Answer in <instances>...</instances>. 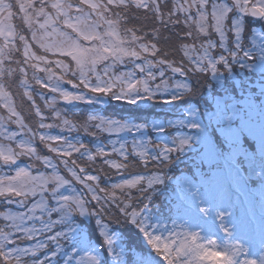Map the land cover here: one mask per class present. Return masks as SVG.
<instances>
[{
  "label": "rangeland",
  "instance_id": "obj_1",
  "mask_svg": "<svg viewBox=\"0 0 264 264\" xmlns=\"http://www.w3.org/2000/svg\"><path fill=\"white\" fill-rule=\"evenodd\" d=\"M52 2L0 0V165L10 163L9 169L12 170L10 176L0 171V187L11 186L21 191V196L37 198L29 213L6 212L2 217L9 221L6 228L11 229L10 232L34 237L64 225L57 233L72 239L77 236L78 225L73 220L69 204L80 208V193L75 186L67 185L61 179L56 162L42 157V142L36 147L31 131L23 125L22 112L29 110L45 119L53 114L51 124L67 128L73 120L67 110L58 105L61 98L68 97L76 105H95L102 109L109 105L110 97L142 104L146 98L159 95L168 102L190 89L187 75L192 69L198 73H210L218 84H222L219 67L229 70L233 76V65L237 67V73L246 69L264 72V59H261L264 52L251 45L253 38L264 43L257 35L264 33V5H256V0H241L239 6L235 0H64L67 14L58 15L50 6ZM250 6L262 13L260 20L250 18L248 12L242 10ZM42 8L43 12L40 11ZM131 8L134 10L132 15L129 14ZM49 15L53 18L51 24L46 23ZM221 16L223 19L219 18ZM249 20L254 21L257 29L241 51L235 45L242 43L243 29ZM41 24L45 26L42 28ZM163 28L166 34L173 28L172 44L184 52L187 60L182 67L173 56L174 68L173 61L168 67L172 76L163 69L166 62L158 57L156 41L166 37ZM236 28L242 29L239 40L235 38ZM179 31L184 33V42L175 39ZM38 98H42L41 111L36 105ZM188 111L190 119H174L171 124L195 129L200 135L184 133L173 139L164 137L161 141L165 146L158 153L161 159L168 160L169 148H181L189 140L209 142L196 110L191 108ZM83 123H94L91 126L110 135L106 141L96 143V150L102 156L109 153L126 155L128 147L143 159L147 153L157 156L156 151L148 147L145 127L141 124L120 123L101 112L87 114ZM40 124L43 126V122ZM152 127L161 131L165 126L155 120ZM128 131L136 136L135 142H130L126 135ZM221 132L228 139L236 136L232 129L222 128ZM40 136L51 142L63 140L53 134L42 133ZM75 142L68 138V141L52 146V151L69 153L78 150ZM8 154L13 159L6 161L3 157ZM84 154L93 156L90 151ZM21 155L32 164L47 167L49 173H32L30 166L19 163ZM21 170L27 176L17 177ZM72 173L75 175L74 171ZM53 183L58 218L43 220L41 215L49 214V208L41 191L45 189L43 186ZM234 185L238 192L236 198L240 200L242 195L247 199L242 183L237 180ZM227 189L222 179L216 182L215 190L223 195V199L214 215L225 229L229 216ZM90 191L94 192L93 189ZM247 201L250 208L251 201ZM179 228L183 232L198 233L201 242H219L211 230L208 229L206 234L199 231L193 220H190L189 227ZM232 238L246 248L242 259H254L259 264L264 260V247L263 255L258 259L254 248L248 247L245 235L233 234Z\"/></svg>",
  "mask_w": 264,
  "mask_h": 264
},
{
  "label": "trees",
  "instance_id": "obj_2",
  "mask_svg": "<svg viewBox=\"0 0 264 264\" xmlns=\"http://www.w3.org/2000/svg\"><path fill=\"white\" fill-rule=\"evenodd\" d=\"M134 10L129 9V14L132 15ZM254 21H247L242 34V47L246 48L248 37L254 30ZM163 32L166 34V30L163 28ZM183 35L181 31L177 32L175 39L179 42L183 41ZM150 37V35H146ZM151 38V37H150ZM153 40V39H152ZM156 41L157 48H159L158 57L166 62L163 69L167 74L172 76L168 67L173 61V68L175 61L182 67L186 65V58L184 52L177 50L173 46V28L167 32L166 37L162 38L158 43ZM237 67L233 65L234 71L237 73ZM185 68L184 70H186ZM197 71V70H196ZM195 70H191V73L187 75L189 80L190 89L184 95L175 97L173 103L175 106H187L195 104L199 108L200 115L206 117V111L211 108L212 99L217 97L223 99V103L228 102L226 100L230 94L233 97H240L238 89H245L248 84H243L240 88L236 87V83L232 80L228 70L219 67V74L223 76V84L220 87L216 82L214 83L210 79L208 72L198 73ZM246 76H251V82H254L255 78H264V73L258 69L252 70V72H245ZM177 78V75L174 76ZM171 80V78H170ZM259 80V81H260ZM264 81V80H262ZM212 92L210 99L204 98V92L207 88ZM264 94V92L262 93ZM264 96V95H263ZM37 106L39 110L42 109V98H38ZM256 100L260 101L261 97H256ZM149 102L145 107L144 103ZM259 105L258 110L264 108V104L257 103ZM58 105L64 107L68 114L71 116L73 122L71 126L65 128L62 125H52V119L54 115L51 114L49 119H45L42 116L37 115L34 112H22L20 115L23 118V125L26 126L32 134V141L36 144L42 142V149L40 154L45 159H52L56 162L61 179L66 182L67 185H73L80 193V208L86 210L84 215H81L80 208H77L73 204H69L70 211L74 222L78 225L77 236L68 239L62 236H56V232L61 229L60 226H56L49 231L40 234V244H47V248L40 251L37 257H28L31 264L35 261L39 264V261L43 259L46 253L53 251L56 247H61L63 251L59 256L52 261H44V264H65V257L75 252V249L80 247V240L83 239L88 242L91 247H94L97 253H101V264H108L107 259V246L103 242V237L99 234V228L107 225L109 233H114V248L121 252L123 264H132L136 258L140 256H151L158 264L160 257L156 256L154 250L150 249V246L146 243V237L139 230L140 223L143 221L146 225L148 232L156 230V226L164 224L168 229L167 231H160L159 236L161 238H171L177 233V223L181 224L185 222L187 216H192L190 213H186L182 210L180 204L175 198L176 187H185V184L189 179L190 181H199L203 176L210 175L211 169L217 167L213 163L210 166L206 164L203 158L196 155V158L189 157L183 160L184 154H189L190 150L185 151V147L180 150L176 148H169V159L156 160L150 155H146L143 160L137 153L134 154L130 147L127 148L128 153L126 155H120L118 153H109L104 156L100 155L96 150L97 141H106L110 138V135L102 133V130L95 128L94 123H88L85 125L83 122L86 120V116L89 113L101 112L109 119L116 120L120 123L134 122L137 124H145L146 134L148 136V145L154 149L162 148L164 145L156 138L157 132L153 130L151 122L156 119L168 118L170 114L165 113L167 110L166 102L157 95L152 98H146L142 104L132 103L128 101L113 100L110 97L109 105L103 107L90 106L77 104L75 107H70L58 102ZM204 106V107H203ZM95 110V111H94ZM94 111V112H93ZM169 111L173 112L171 109ZM228 111V110H227ZM48 115V114H46ZM247 117V121L239 118L237 112L235 119L232 121L233 125L241 123L247 124L248 122L254 124H261L264 130V110L259 116ZM243 115V116H244ZM238 116V117H237ZM242 116V117H243ZM244 116V117H245ZM240 119V120H239ZM263 119V122H262ZM31 123H30V122ZM43 122V126L40 124ZM241 122V123H240ZM261 122V123H260ZM250 123V124H251ZM208 127L212 131V137L214 138L216 153L227 155L229 147L222 137L217 133L214 128V122L207 121ZM90 125V126H89ZM173 127L167 126L165 131L172 135ZM11 129H17L12 127ZM214 129V130H213ZM53 134L62 137L63 140L51 142L47 138H43L40 135ZM239 136V142L244 141L242 146L247 149L248 156L250 153L256 155L254 148L255 142L260 141L262 138L260 135H256L254 138L245 132L244 125L237 130ZM69 139H73L78 150H71L69 153H55L52 151V146L62 144ZM238 142V141H237ZM236 143V142H233ZM37 147V145H36ZM222 151V155L219 151ZM90 151L93 156L86 155L84 152ZM258 158V157H257ZM19 163L30 166L32 173H49V170L45 166H39L37 163H33L24 155L19 156ZM11 164L0 165V171L4 172L8 176L12 175V170L9 169ZM247 170V169H246ZM72 171L75 172L73 175ZM91 175L88 177L87 175ZM249 175V181L254 183V179ZM84 182L87 184L84 185ZM45 189L41 191L45 201L48 202L49 207H53L55 202L54 198L57 193L53 192L54 186L45 185ZM89 188L95 190L92 194ZM207 189L210 190V184H207ZM189 189V188H187ZM190 190V189H189ZM33 200V197L29 195H15L10 194L0 196V232L8 233L10 236L15 234V239L18 244L22 246H33L39 238L32 237L31 240L27 239L20 232H10L11 229H7L8 223L1 216L7 209H15V204L23 203L25 206L29 205ZM57 212L49 215V219L57 216ZM234 216L237 221H240L241 215L239 208L235 209ZM197 221V219H195ZM96 221H100L97 225ZM198 222V221H197ZM84 234L81 237V234ZM47 235L56 237L55 240L47 238ZM20 237H25L20 239ZM75 261L71 260L69 264ZM166 264V262H165Z\"/></svg>",
  "mask_w": 264,
  "mask_h": 264
},
{
  "label": "snow or ice",
  "instance_id": "obj_3",
  "mask_svg": "<svg viewBox=\"0 0 264 264\" xmlns=\"http://www.w3.org/2000/svg\"><path fill=\"white\" fill-rule=\"evenodd\" d=\"M236 5L239 6L241 0H235ZM256 5H264V0H256ZM51 8L55 9L58 15H66L64 0H53L50 4ZM255 7V6H254ZM253 8L242 9L245 12H251L253 15H259ZM41 12L44 11L42 8ZM230 11V9L228 10ZM223 19V16L219 17ZM53 18L48 16L47 24H51ZM67 23V21H65ZM236 23L235 21L233 22ZM45 25L41 24L43 28ZM72 27L71 24L68 25ZM219 31V29H217ZM242 29L236 28L235 38L240 39ZM260 41H264V33L257 34ZM251 45L259 47L264 52V43H259L256 38L251 40ZM236 47L241 45L237 43ZM245 55H250L245 53ZM264 59V55L261 56ZM213 70L215 66L213 65ZM66 99H70L66 97ZM6 161L12 160L13 157L8 154L3 157ZM27 176V173L23 170L17 173V177ZM5 193H14L15 195H21V191L8 187H0V196ZM86 212L82 207L80 208L81 215ZM97 225L100 221H96ZM146 237V243L150 246L151 250H154L157 257H160L158 264H207L208 261H214L215 264H258L254 259H242L246 255V248L242 242H236L232 240H226L224 243H219L216 240H209L207 243L201 242L198 233L195 232H177L171 238H161L159 235H153L146 229L145 223H140L139 229ZM227 232V229H225ZM99 234L103 237V242L107 246L106 252L111 256L112 260L116 264H123L122 254L114 248V233H109L107 225L99 228ZM63 233H57L56 236H61ZM25 237H20L24 239ZM56 237H50L55 240ZM27 239L31 240V236H27ZM47 248V244H39L31 247L22 246L17 243L15 234L11 236L8 233H0V264H30L28 257H37L40 251ZM211 249V250H209ZM63 251L61 247H56L53 251L45 254L43 259L39 261V264H44V261H52L56 259ZM101 253H97L95 249L88 244L87 241L81 239L80 247L75 249L73 254L65 257V264H69L73 258L75 264H101ZM31 264H36L32 261ZM132 264H157V262L151 256H140L132 261ZM264 264V260L260 262Z\"/></svg>",
  "mask_w": 264,
  "mask_h": 264
},
{
  "label": "water",
  "instance_id": "obj_4",
  "mask_svg": "<svg viewBox=\"0 0 264 264\" xmlns=\"http://www.w3.org/2000/svg\"><path fill=\"white\" fill-rule=\"evenodd\" d=\"M254 11L258 12L256 9H254ZM249 15L253 18H256V19H259L261 17V14L259 13V15H253L251 12H248ZM61 103H64V104H68V105H75L74 101L70 100V99H61L60 100Z\"/></svg>",
  "mask_w": 264,
  "mask_h": 264
}]
</instances>
